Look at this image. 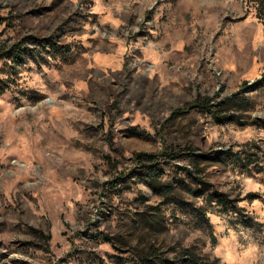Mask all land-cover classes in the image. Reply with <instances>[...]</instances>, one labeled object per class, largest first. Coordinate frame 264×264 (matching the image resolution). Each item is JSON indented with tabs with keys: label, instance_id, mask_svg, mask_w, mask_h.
<instances>
[{
	"label": "rangeland",
	"instance_id": "1",
	"mask_svg": "<svg viewBox=\"0 0 264 264\" xmlns=\"http://www.w3.org/2000/svg\"><path fill=\"white\" fill-rule=\"evenodd\" d=\"M0 264H264L253 3L0 0Z\"/></svg>",
	"mask_w": 264,
	"mask_h": 264
},
{
	"label": "trees",
	"instance_id": "2",
	"mask_svg": "<svg viewBox=\"0 0 264 264\" xmlns=\"http://www.w3.org/2000/svg\"><path fill=\"white\" fill-rule=\"evenodd\" d=\"M250 3H253L255 9H256V15H257V18L259 20H261L263 23H264V0H249ZM52 44H50V47H51ZM20 44H15L12 46V48L9 50V52L7 53V57L8 59H10L12 62H15V63H19V64H22V58H23V55H22V52L20 51ZM245 100V103L248 104V99L247 98H243ZM219 121H228V120H231V118H217ZM137 159L140 161V162H148L149 165L150 164H153L154 165H157L158 164V161L156 160V156L155 155H152V154H139L137 155ZM154 165L150 166V167H153ZM157 189V188H155ZM159 190V189H157ZM161 192L165 193L166 190L165 188H162L160 189ZM222 197H224L222 195Z\"/></svg>",
	"mask_w": 264,
	"mask_h": 264
}]
</instances>
